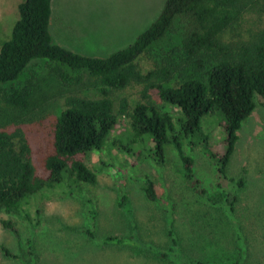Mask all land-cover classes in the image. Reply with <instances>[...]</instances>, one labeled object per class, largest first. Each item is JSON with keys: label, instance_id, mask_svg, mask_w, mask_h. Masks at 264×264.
Wrapping results in <instances>:
<instances>
[{"label": "trees", "instance_id": "trees-1", "mask_svg": "<svg viewBox=\"0 0 264 264\" xmlns=\"http://www.w3.org/2000/svg\"><path fill=\"white\" fill-rule=\"evenodd\" d=\"M18 12L9 38L0 47V111L30 107L34 83L30 80L22 85L14 83L36 60L56 63L52 73L69 87L81 84L84 76L72 75L62 66L77 73L86 71L97 95L70 94L64 99L55 123L54 153L45 159L46 177L36 174L31 146L23 130L0 128V211L33 225L29 211L33 202L49 194L82 196V185L95 184L97 176L77 157L80 154L108 147L163 163L167 149L172 147L181 161L178 170L182 177L210 208L225 212L205 219L207 226L213 228L211 231L220 240L233 242L234 239H228L232 234V238L240 241L241 258L246 257L244 231L232 220L237 193L245 182L243 178L229 176L228 167L238 132L256 108L257 97L264 108V26L245 27L247 12L264 13V0H165L160 14L148 28L130 44L107 56L83 54L55 42L51 32L53 0H22ZM175 34L178 42L174 40L171 44L170 38ZM143 55H149L154 63L146 72L138 64ZM132 83L143 84L147 100L130 108L127 99L122 98L117 109L111 93ZM150 89H156L160 98L179 112L172 115L163 111L148 99L146 93ZM119 115L129 118L130 128L111 136ZM212 117H218L223 128L222 152L210 148L208 135L202 130V121ZM185 145L191 149L201 147L216 163V195L210 196L203 188ZM143 189L149 200H159L150 178L145 179ZM127 199L122 191L119 207H124ZM38 206L36 213L40 212ZM96 215V209L90 208L92 223ZM172 221L170 216L169 224ZM1 222L5 228L19 233L12 219ZM219 222L226 225L223 235L215 229ZM92 226L85 231L96 239ZM136 230L135 225L128 236H107L100 242L132 245L138 242ZM169 233L173 236L171 230ZM28 243L32 250V242ZM172 244H178L175 237ZM30 254L31 259L25 263L36 264L33 252ZM241 258L234 264H240Z\"/></svg>", "mask_w": 264, "mask_h": 264}, {"label": "rangeland", "instance_id": "rangeland-1", "mask_svg": "<svg viewBox=\"0 0 264 264\" xmlns=\"http://www.w3.org/2000/svg\"><path fill=\"white\" fill-rule=\"evenodd\" d=\"M22 0H0V47L9 38L19 17ZM165 0H54L51 32L54 40L72 50L87 55L107 56L130 44L148 28L160 14ZM264 26V13L247 12L245 27ZM180 27H177L179 29ZM178 35L170 38L178 42ZM171 46L168 47V49ZM140 68L146 72L153 67L149 55L139 58ZM57 64L47 60L32 62L15 85L30 80L35 90L32 103L26 110L7 108L0 111V128L13 131L20 128L28 138L36 174L46 177L45 159L54 153L53 135L58 115L67 95L96 96L92 78L86 71L77 73L66 66L72 75L83 74L78 86L63 84L53 73ZM143 84L132 83L111 97L118 102L125 98L134 107L147 98ZM148 99L163 111L176 115L179 110L165 103L156 89H150ZM256 98V108L238 132L239 139L228 167V175L243 178L245 186L238 191L233 223L242 227L247 250L241 258L240 241L228 236L220 240L205 219L222 216L221 209H213L184 179L178 168L181 161L169 147L163 163L152 158L129 156L108 147L77 157L96 174L95 184H83L82 196L52 195L35 201L29 211L31 223L0 211V264H26L32 257L36 264H264V108ZM5 108V107H3ZM118 125L111 136L129 130V118L118 116ZM206 121V122H205ZM220 119L202 121V130L208 135L210 148L224 151V132ZM111 139V138H110ZM187 155L193 157L195 175L210 196L216 195L217 166L201 147L185 145ZM154 182L159 200L147 198L145 179ZM122 191L128 199L124 207L118 201ZM40 203V204H39ZM36 205L40 212L36 213ZM97 211L90 221V208ZM210 212V214H209ZM173 221L169 224L168 219ZM210 216V217H209ZM3 219L16 222L15 234L2 225ZM96 239L88 236L91 227ZM137 227L138 242L129 244H102L107 236L123 237ZM226 231L224 223L215 228ZM241 229V230H242ZM173 232V236L169 231ZM177 245L172 244V238ZM29 241L33 245L32 250ZM239 241V243H238ZM239 244V245H238ZM8 251V253H7ZM14 255L16 257H14Z\"/></svg>", "mask_w": 264, "mask_h": 264}, {"label": "crops", "instance_id": "crops-1", "mask_svg": "<svg viewBox=\"0 0 264 264\" xmlns=\"http://www.w3.org/2000/svg\"><path fill=\"white\" fill-rule=\"evenodd\" d=\"M54 1V0H53ZM52 16H53V14H52ZM52 22V21H51Z\"/></svg>", "mask_w": 264, "mask_h": 264}]
</instances>
